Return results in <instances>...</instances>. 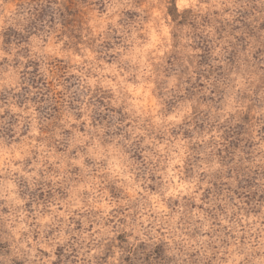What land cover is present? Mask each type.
I'll use <instances>...</instances> for the list:
<instances>
[{"label":"clouds","instance_id":"obj_1","mask_svg":"<svg viewBox=\"0 0 264 264\" xmlns=\"http://www.w3.org/2000/svg\"><path fill=\"white\" fill-rule=\"evenodd\" d=\"M0 264H264V0H0Z\"/></svg>","mask_w":264,"mask_h":264}]
</instances>
